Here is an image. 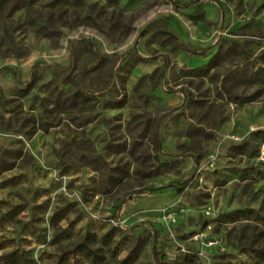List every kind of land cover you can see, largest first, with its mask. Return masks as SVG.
<instances>
[{"label":"rangeland","instance_id":"obj_1","mask_svg":"<svg viewBox=\"0 0 264 264\" xmlns=\"http://www.w3.org/2000/svg\"><path fill=\"white\" fill-rule=\"evenodd\" d=\"M262 146L264 0L0 9V264H264Z\"/></svg>","mask_w":264,"mask_h":264},{"label":"trees","instance_id":"obj_2","mask_svg":"<svg viewBox=\"0 0 264 264\" xmlns=\"http://www.w3.org/2000/svg\"><path fill=\"white\" fill-rule=\"evenodd\" d=\"M9 0H0V9L1 8H3V7H5V5L7 4V2H8ZM91 97H93V96H91ZM157 129H158V125L156 124L155 125V134L157 133ZM248 212L250 213V214H252L253 212H254V210H248ZM14 256H10L9 255V258H8V260H9V264H22V263H25V258H23V259H21V258H19V256L20 255H17V254H13Z\"/></svg>","mask_w":264,"mask_h":264},{"label":"built area","instance_id":"obj_3","mask_svg":"<svg viewBox=\"0 0 264 264\" xmlns=\"http://www.w3.org/2000/svg\"><path fill=\"white\" fill-rule=\"evenodd\" d=\"M263 155H264V150H263V146H262L261 149H260V155H259V156H260L262 159H264ZM209 243H210V244H215L216 241H215V240H210Z\"/></svg>","mask_w":264,"mask_h":264}]
</instances>
